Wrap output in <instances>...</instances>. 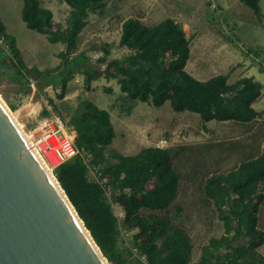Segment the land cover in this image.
Instances as JSON below:
<instances>
[{
    "label": "trees",
    "instance_id": "obj_1",
    "mask_svg": "<svg viewBox=\"0 0 264 264\" xmlns=\"http://www.w3.org/2000/svg\"><path fill=\"white\" fill-rule=\"evenodd\" d=\"M107 1L63 0L69 7L68 15L62 23H55L51 11L39 0H22L25 26L45 35L49 43L62 44L64 50L57 54L59 65L51 70L26 68L14 39L0 21V74L8 71L19 90L59 89L55 96L62 100L68 83L79 71L87 89L99 78L116 80L127 110L137 102L154 108L168 102L173 112L197 114L203 125L211 121L248 125L262 119L264 111L253 107L261 97V83L241 77L228 84L224 75L198 80L186 71L190 40L174 19L152 25L135 17L124 20L118 47L126 53L119 58L108 60V45L101 47L102 56L95 66L84 52L75 53L88 14L102 9ZM238 1L261 23L259 0ZM251 54L261 56L254 50L245 55ZM260 72L264 73L261 67ZM53 107L57 111L58 106ZM49 114L48 107L43 106L39 116ZM59 116L75 131L77 153L55 170L54 177L108 264H264L258 252L264 243V233L258 228L259 208L264 202V132L262 140L247 137L252 141L246 147L249 151L229 171L204 178L202 192L223 231L202 245L197 261L192 262L193 244L180 224L183 209L175 203L181 180L179 167L184 157L192 170V162L211 146H147L123 155L108 150L115 138L114 126L109 113L91 100L79 99L67 119ZM216 145L222 151L231 149L230 154L237 156L241 140ZM89 166L98 181L91 177ZM121 229L131 234L143 261L130 260V252L119 248Z\"/></svg>",
    "mask_w": 264,
    "mask_h": 264
},
{
    "label": "rangeland",
    "instance_id": "obj_2",
    "mask_svg": "<svg viewBox=\"0 0 264 264\" xmlns=\"http://www.w3.org/2000/svg\"><path fill=\"white\" fill-rule=\"evenodd\" d=\"M41 1L52 8L55 23H62L66 19L69 8L60 6L63 0ZM261 7L263 16L259 23L251 10L238 0H108L102 9L88 14L75 53L84 52L91 65L95 66L96 60L102 56L101 47L108 45V60L119 58L126 53L125 49L118 47L120 27L124 20L135 17L146 25H152L171 18L182 25L186 38L190 40L186 71L198 80H205L215 74L213 56L217 49L224 47L228 52L238 53L235 60L228 62V73L238 69L236 64L240 62L241 54L246 56L248 49L264 50V0H261ZM21 9L22 0H0L2 24L8 36L14 39L24 65L38 70L55 68L60 63L57 54L64 50V46L49 43L45 35L28 29L21 20ZM251 61L258 66L259 71L260 67L264 70L262 53L259 57L251 54ZM32 85L29 84L28 87L33 88ZM58 92L59 89L50 87L42 92L33 89L19 90L8 71L0 74V98L24 131L33 130L42 120L39 115L43 106H47L52 114H59L67 119L79 99H88L110 115L115 138L108 150L132 155L147 146H211L207 152L205 150L200 154L197 162H192V170L184 157L179 167L181 180L175 203L183 209L180 224L193 244L192 262L197 261L200 247L223 231L211 202L202 192L204 178L212 173L227 172L234 166L235 161L244 155L239 152H246V146L243 150L240 147L243 140L252 135L258 137L264 132V114L262 119L248 125L217 121L203 125L196 114L173 112L168 102L159 108L137 102L127 110L128 105L120 99L122 94L116 80L99 78L87 89L79 71L68 83L62 100L56 99ZM21 94L24 96L19 100ZM9 103L16 110H11ZM53 105L58 106L57 111H54ZM256 108L264 111L258 104ZM237 140H241V145L238 146L237 156L233 158L231 155L229 159L226 156L231 149L222 151L217 145L214 146L220 142ZM85 161L88 164V159ZM89 173L98 181V176L90 166ZM260 209L263 216L260 214L259 217L262 219L264 202ZM114 210L120 216L119 209L114 207ZM118 246L130 252V260L139 259L131 234L123 229L119 232Z\"/></svg>",
    "mask_w": 264,
    "mask_h": 264
},
{
    "label": "water",
    "instance_id": "obj_3",
    "mask_svg": "<svg viewBox=\"0 0 264 264\" xmlns=\"http://www.w3.org/2000/svg\"><path fill=\"white\" fill-rule=\"evenodd\" d=\"M0 264H108L2 99Z\"/></svg>",
    "mask_w": 264,
    "mask_h": 264
},
{
    "label": "built area",
    "instance_id": "obj_4",
    "mask_svg": "<svg viewBox=\"0 0 264 264\" xmlns=\"http://www.w3.org/2000/svg\"><path fill=\"white\" fill-rule=\"evenodd\" d=\"M24 132L28 144L52 177L60 165L77 153L75 131L58 114L50 112L33 130Z\"/></svg>",
    "mask_w": 264,
    "mask_h": 264
},
{
    "label": "crops",
    "instance_id": "obj_5",
    "mask_svg": "<svg viewBox=\"0 0 264 264\" xmlns=\"http://www.w3.org/2000/svg\"><path fill=\"white\" fill-rule=\"evenodd\" d=\"M39 1H40L41 5L43 7L47 8L48 10L51 11L52 20H53V14L54 13H53L52 8L47 6V5H44L41 0H39ZM63 5H65L67 8H69L64 2H62V4H60L61 7H63ZM259 6H260L261 14H262L263 10H262V7H261V0H259ZM67 11H68V9H67ZM262 16H263V14H262ZM0 21H1V18H0ZM248 50H252V49H248ZM254 51H258V50H254ZM260 51H261L262 55H264V50H260ZM237 54L235 53V51L228 52L224 47L217 49V51H215V54L213 56V63L216 66V70H214V72H215L214 76L215 75H224V76H226V78H227L226 81H227L228 84L234 83L236 80H238L241 77H251L255 81L261 83L262 84V90H261V97L259 98L260 102L258 100L259 103L257 102L256 104L253 105V107H254V109L256 111L261 112L262 110H259L261 108L257 109L256 105L258 104V105H260V107L264 108V73H261L259 71V69H258V66L254 62L251 61V55H250V57H248L247 55L243 56V54H241V57H240V60H239L240 62L236 64V67L238 69L233 70L230 73H228L226 71L227 70V64H228V62L230 60H235L236 59L235 55H237ZM211 61H212V59H211ZM180 113H184V112H180ZM188 113H190V112H188ZM177 114H179V113H177ZM229 123H232V122H229ZM233 124H235V123H233ZM237 125H239V124H237ZM262 134H263V132L258 137L255 136L256 137V141H257V139L258 140L261 139V135ZM251 142L252 141H249L248 138L246 140L244 139L243 142H242L243 144L241 145V149L242 150L245 149V146L247 147L248 144L250 146ZM263 145H264V139L262 140L261 147ZM248 151L249 150L246 148V152L245 153H247ZM240 153H241L240 155L245 154L244 151L243 152L240 151ZM230 155H231L232 158L236 157L234 154H229L228 157H230ZM259 210L260 211L258 213V228L264 233V230H263V228H264V225H263L264 217L262 219H261V217H259L260 214L263 216V214L261 213V209L260 208H259ZM258 252L264 258V243L258 249Z\"/></svg>",
    "mask_w": 264,
    "mask_h": 264
},
{
    "label": "bare ground",
    "instance_id": "obj_6",
    "mask_svg": "<svg viewBox=\"0 0 264 264\" xmlns=\"http://www.w3.org/2000/svg\"><path fill=\"white\" fill-rule=\"evenodd\" d=\"M1 99V98H0ZM12 117H14L13 115H12ZM14 120L16 121V119L14 118ZM16 124H18L17 123V121H16ZM18 127L20 128V130L24 133V135H25V137H26V133L24 132V130L22 129V127L18 124Z\"/></svg>",
    "mask_w": 264,
    "mask_h": 264
}]
</instances>
